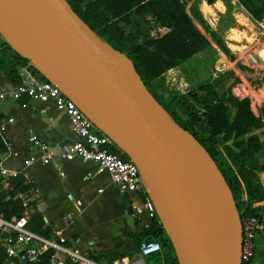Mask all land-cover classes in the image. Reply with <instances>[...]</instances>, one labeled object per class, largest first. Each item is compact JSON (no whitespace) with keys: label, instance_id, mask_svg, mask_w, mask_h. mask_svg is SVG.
Segmentation results:
<instances>
[{"label":"water","instance_id":"water-1","mask_svg":"<svg viewBox=\"0 0 264 264\" xmlns=\"http://www.w3.org/2000/svg\"><path fill=\"white\" fill-rule=\"evenodd\" d=\"M0 33L138 165L178 264H239L240 215L226 181L194 135L166 116L126 55L65 0H0ZM25 179L9 176L7 189Z\"/></svg>","mask_w":264,"mask_h":264},{"label":"trees","instance_id":"trees-1","mask_svg":"<svg viewBox=\"0 0 264 264\" xmlns=\"http://www.w3.org/2000/svg\"><path fill=\"white\" fill-rule=\"evenodd\" d=\"M65 1L101 40L128 57L140 80L161 105L166 116L193 134L206 149L226 181L240 217L261 216L264 205L252 207V204L264 200V186L259 179V173L264 172V161L260 163L256 158V154L261 150V139L252 131L264 127V106L259 107L255 113L248 98L239 99L231 94L230 88L238 80L237 77L222 91L218 89L217 79L203 82L198 85L197 90L188 95L191 99L187 100L183 97L161 99L155 88L156 81L166 71L181 66L194 55L214 46L230 60L235 59L221 34L212 29L206 21L215 22L214 9L222 8V0H204L200 10L197 4L202 0L198 3L192 2L188 7L189 0ZM236 1L253 20L263 16L264 0ZM134 17H149L162 31L143 37H139V33L126 31L124 25L130 24ZM22 68L30 69L36 76L40 74L26 57L21 56L5 40L0 41V71L12 79L19 80ZM220 75L216 78H220ZM25 100L27 98L21 99L20 104ZM192 122H203L208 133L202 134L193 130ZM217 136H221L225 143L230 142L223 145L222 151L216 147ZM6 151L7 145L0 132V154ZM124 158L128 156L124 155ZM32 189L33 184L26 182L9 190L0 179V213L6 218H20L27 214L25 227L34 233L50 237L53 230L45 223L37 208L38 199L24 202L19 196L24 193L26 198H30ZM241 191L244 192L245 199L238 201L237 197ZM128 238L138 243L148 239L160 242L162 255L147 256L146 264H178L171 242L159 219L150 218L146 227L128 235ZM113 242L117 246L121 243V238L114 237ZM92 257L95 260L100 259L98 255ZM5 259L6 256L0 248V264H4ZM29 264H48L47 255L39 262Z\"/></svg>","mask_w":264,"mask_h":264},{"label":"built area","instance_id":"built-area-1","mask_svg":"<svg viewBox=\"0 0 264 264\" xmlns=\"http://www.w3.org/2000/svg\"><path fill=\"white\" fill-rule=\"evenodd\" d=\"M250 24V31L241 32L237 53H235L237 62H231L216 48L224 59L218 58L214 66V76L217 77L226 71L231 72L234 68L238 69L239 73L232 72L238 80L232 84L230 92L239 99L248 98L252 109L256 104L260 107L264 106V14L260 19L250 21ZM2 40L4 39L0 33V41ZM242 69L250 71L252 76L242 74ZM38 71L39 76L30 72L17 82L13 89L0 90V101L7 97L16 101H21L22 98H27V101L50 100L54 107L69 119L75 139L53 146L41 137L32 135L28 139L29 144L38 148L40 154L28 155L24 158L23 167L37 162L46 164L56 159L94 162L99 171L109 175L113 185L126 193L135 195V199L131 202L132 217H141L145 221L144 227L148 225L150 218L159 219L149 184L141 174L138 165L129 157L124 158L126 154L122 148L107 134L101 132L73 99L45 77L40 70ZM21 105L26 106V103ZM11 120L10 118L9 121ZM4 140L8 145L5 137ZM18 172L23 171L8 168L0 163V179L3 185L7 186L6 179ZM259 178L264 186V175L259 173ZM259 205H264V200L253 203L252 207ZM27 219L26 214L20 218H6L0 213V248L6 256L4 264L37 263L44 255H47L48 264H107L72 248L68 244L67 237L60 231L53 236L45 237L28 230L25 227ZM240 223L242 236L239 264H251L258 239L264 248V212L261 216L244 215L240 217ZM137 252L136 258L114 260L111 264H145V257L162 255V246L154 239L142 240L138 243Z\"/></svg>","mask_w":264,"mask_h":264},{"label":"crops","instance_id":"crops-1","mask_svg":"<svg viewBox=\"0 0 264 264\" xmlns=\"http://www.w3.org/2000/svg\"><path fill=\"white\" fill-rule=\"evenodd\" d=\"M202 2L204 0L198 4L199 10ZM222 5L221 9L220 7L214 9L215 21L225 11L223 1ZM226 28V34L233 29L231 26ZM30 72V69L22 68L20 70L21 79ZM231 72L239 73L235 68ZM0 74L3 73L0 71ZM1 77L11 81V89L21 80L12 79L4 74ZM0 90H3V87L0 86ZM25 103L26 106H22L19 101L11 97L0 101V132L8 144L7 151L0 154V163L8 168L23 171L22 173L26 175L23 183L33 184L30 198H26L24 193H20L19 196L25 200L24 202L37 198L38 210L43 215L45 223L52 227L53 232L50 236L60 231L75 250H78L76 249L77 242L73 243V241L76 239V241H81L75 221L78 215H81L86 222L100 231L109 232L110 235L108 237L94 235L86 239V245L78 251L85 252L91 257L98 255L100 256L98 261L107 264L114 260H130L138 257L137 241L128 238V235L141 230L145 223L141 217L134 218L131 215V202L135 199V195L126 193L113 185L107 173L103 174L99 171L94 162L56 159L46 164L37 162L23 167L24 158L28 155L38 156L40 154L38 148L29 144L28 139L32 135L41 137L53 146L75 139L69 119L63 112L58 111L50 100H25ZM10 118L11 121H9ZM263 161L264 153L259 162ZM260 175L263 176L264 172H260ZM105 177L106 180H103ZM57 212L59 213L58 219L51 218L50 220L49 217L57 215ZM64 231H69V236L64 235ZM117 236L121 238V243L116 246L113 239ZM135 244V253L129 257L128 254L134 250ZM259 251L264 253V248L258 239L251 264H256L257 259L255 258Z\"/></svg>","mask_w":264,"mask_h":264},{"label":"rangeland","instance_id":"rangeland-1","mask_svg":"<svg viewBox=\"0 0 264 264\" xmlns=\"http://www.w3.org/2000/svg\"><path fill=\"white\" fill-rule=\"evenodd\" d=\"M199 1L200 0H189L187 7L192 2L198 3ZM222 1L225 6L224 13L220 14L216 18V21L214 23H210L208 20H206L205 18L204 19L208 22L212 29L217 30L221 34L223 39H225L227 47L235 55V59L231 60V62H237V54L235 53H237V46L239 44V39L242 34L241 32L246 33L247 31H250V21H252L253 19L236 0ZM124 26L126 31L139 33V35H141L139 37H143L146 34L153 35L157 32L162 31V29L158 28L154 22L149 20V17H145V19L140 17H134L133 21L130 24H126ZM230 26L233 27V29L226 34V27ZM141 40L142 38H140V41ZM214 47L199 52L198 54L191 57L189 60L182 63L181 66L166 71L163 76L155 83L156 92L161 97V99L167 100L183 97L187 100V98H190L188 95H190L192 91L197 90L199 84L206 81H214L215 79L219 81L218 89L220 91L227 89L229 85H231L234 76L230 71H226L221 74L220 78H216L214 76V66L217 63L218 58L224 59V54L221 55L217 51L216 47ZM219 54L221 55L220 57ZM242 74L252 76L251 72L248 70L246 71L245 69H242ZM1 75L3 74H0V86L3 87V90L5 91L11 90V81L4 77H1ZM259 107L260 105L256 104L255 106L253 105L252 109L255 113H257ZM191 126L193 130L200 131V133L202 134L208 133V130L203 124V122H192ZM252 133H257L261 139V150L256 154L257 160L260 161L264 153V127L260 129H254ZM226 143L229 144L230 142ZM226 143L221 140V136H217L216 147L219 150L222 151L223 145ZM104 173L106 172H103V174ZM108 176L109 175L107 174V177ZM103 180H106V177ZM242 199H245V194L241 191L237 197V200L239 201ZM56 214L57 215L55 216L49 217V219L51 220V218H53L54 220H57L59 217V213L57 212ZM75 225L77 231L80 233L79 239L81 240L80 242L76 241L77 239L73 241V243L77 242L76 249L78 248V250L84 248V246L86 245V239L93 237L94 235H100L102 237H108L110 235L109 232L100 231L99 229H97V227L86 222L85 218H83L81 215H78V217L76 218ZM69 233V231H64V235L66 236H69ZM137 243L138 242H136V244ZM136 244L134 245V250L130 251V253L128 254L129 257L135 253ZM255 259H257L256 264H264V253L260 251L257 252Z\"/></svg>","mask_w":264,"mask_h":264}]
</instances>
